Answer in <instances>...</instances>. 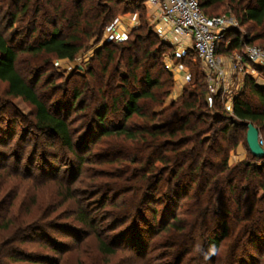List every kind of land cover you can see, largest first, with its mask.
<instances>
[{
	"label": "rangeland",
	"instance_id": "374dc122",
	"mask_svg": "<svg viewBox=\"0 0 264 264\" xmlns=\"http://www.w3.org/2000/svg\"><path fill=\"white\" fill-rule=\"evenodd\" d=\"M24 1L0 0V31L16 50L15 66L18 71L29 83L35 84L39 96L49 109L66 119L72 134L74 152L64 147L56 137L44 136L36 131L33 127V108L20 98L8 96L6 84L0 82V264H165L169 259L166 256L169 249L166 245L175 238L179 245L185 240L189 242L188 245H192L191 251L183 257L180 264H236V257H243H239L242 250L252 255L245 264H264L263 216L257 222L263 227L262 233L253 236L251 230L257 225L255 220H245L240 216L242 211H237L231 205L229 210L232 212L225 217L228 235L222 240L220 247L214 251L206 241L208 235L211 236L209 227L212 226L214 231L218 230L216 233L219 232V224L211 222L216 219L218 211L221 212L220 206L218 210L214 209L215 203L221 205L223 197H220L218 187L226 182L227 172L215 170V177L211 180V194L215 195L211 197L210 194L211 198H208V185L203 192L202 186L198 189L197 183L183 193L180 192L169 211L170 215L176 216L175 223L184 230L155 231L159 221L158 213L154 220L150 219L149 214L152 207L160 212L164 204L157 202L147 205L144 213H137L139 216L135 224L130 218L124 219L125 207L132 195L129 189L133 182L139 184L144 181L140 180L142 170L151 167L148 163L155 156L154 149L148 148L151 142H131L113 136L97 140L100 132L94 111L104 103L109 107L103 122L105 126L140 128L148 124L133 116L123 120L121 100L117 105L113 103V99L120 95L117 87L122 82L121 77L127 78L126 88L133 90L141 85L130 77L132 71L125 62L133 53L123 50L111 63L106 64L104 58L94 59L97 48L105 43L118 44L132 39V33L138 27L143 26V35L145 32L147 35L152 33L149 41L154 44L149 46L143 43L138 47L136 57L140 59V65L136 66L135 74L141 81L147 70L152 78H157L160 84L164 83L162 89L152 90L155 97L163 103L151 100L140 102L144 111L155 115L162 112L171 101L179 103L183 90L192 88V75H189L193 69L205 72L193 51L188 48L184 55L178 56L168 41H163L156 35L147 7L143 3L134 2L129 4V12L115 13L113 22L103 27L101 37H84L83 47L74 60H57L44 54L31 55L25 51V47L35 45L49 34L52 26L39 19L34 21L31 7L13 21L11 12L15 13ZM33 1L42 5L41 0H31V3ZM126 1L130 0H103V3L108 6L115 3L121 10ZM251 1L242 0V3L245 5ZM48 11H52V6ZM221 14L236 15L233 8H227L225 4L217 6L213 13L207 15ZM116 19L118 21L113 27ZM67 23L68 21L64 23L63 37L73 32L71 28H66ZM110 28L122 34L121 40L107 39L114 35ZM257 33L263 36L251 45L264 46V25L256 27L250 22L244 25L239 23V27L230 31L229 36L218 46L220 57L227 59L229 55L240 53L244 47L223 52L230 37L252 38ZM155 47L160 48V53L152 57ZM147 49L149 54L145 56ZM164 59H168L172 65L174 74L169 72L171 76L165 71ZM153 60L156 64L151 67ZM251 66L254 72L250 70L249 75L231 69L227 71L224 80L217 78L211 83L203 78L202 82L208 90L206 100L215 94L219 96L222 110L229 116L231 113L227 108L229 103L227 106L225 104L226 100H229V96L236 97L240 92L242 98L253 107H260L257 98L245 86L244 77L248 76L257 87L264 88V69ZM89 70L90 75L87 74ZM167 90L168 94L164 95ZM159 124H162L161 117H156L150 123ZM218 124L227 125L230 122L222 121ZM258 132L264 147V131L259 127ZM162 153L167 157L169 152L163 149ZM227 156L228 167L241 163L258 166L263 161L254 158L247 144L242 141L230 149ZM206 157V167L209 165L208 168L203 166L201 173L205 179L208 178V173L214 172L213 165L218 163L213 155ZM131 160L135 161L134 167L138 169L133 173L129 170ZM152 165L155 169L153 175L148 174V177L153 183L158 181L154 193L157 201L163 197L166 182H175L177 178H172L169 164L162 165L155 161ZM193 173V170H185L177 177L189 182L194 177ZM170 201L166 199L167 204ZM77 210L87 211L94 220V228L77 220ZM142 217L144 221L138 227L142 232L143 248H140L141 256L137 257L131 246L124 244L121 233L128 231L131 234L133 225L136 226L138 219ZM93 232L109 237L121 235L122 238L117 240L119 247L115 246L117 250L114 253L100 252ZM192 234L197 236L188 238ZM251 236L253 240L250 239Z\"/></svg>",
	"mask_w": 264,
	"mask_h": 264
},
{
	"label": "trees",
	"instance_id": "16d2710c",
	"mask_svg": "<svg viewBox=\"0 0 264 264\" xmlns=\"http://www.w3.org/2000/svg\"><path fill=\"white\" fill-rule=\"evenodd\" d=\"M15 1L19 2L20 0ZM15 1L13 0V2ZM126 2L125 6L120 10L115 3L108 6L103 3V0H41L43 8L42 5H37L35 1L31 3V0H25L21 2L20 8L16 10L15 13L11 12V17L12 20L15 21L20 15L27 12L30 7L33 8L31 9L33 10V20L39 19L43 22H49L52 27L49 34L42 37L35 45L33 44L25 47V51L31 55L44 54L50 55L57 60L72 61L82 49V40L84 37L85 39L94 36L101 37L103 27L113 22L115 13L120 11L123 13L129 12V4L134 2L143 3V0H130ZM198 2L200 8L206 15L208 13H213L217 6L225 4L227 8H233V11L237 15L235 16L238 18L241 25L248 22L256 27L264 25V0H252L245 5H243L242 0H198ZM33 5L34 7H32ZM47 6H49V8L52 6L51 12L48 11L49 8ZM67 21L68 25L66 28H71L73 32L63 37L64 23ZM133 32L132 39L118 44H103L96 49L94 56V59L104 58L106 64H109L114 58L118 57L123 50H128L133 53L132 56L129 55V58L125 62L127 67L131 68L132 74L130 77L140 82L141 85L138 89L131 90L125 87L127 78L121 77L122 82H119L117 87L120 89V95H117V97L113 99V103L117 105L118 101L121 100L123 120H128L133 116L141 118L148 123L140 128H130L123 125L105 126L103 122L109 107L104 103V105L97 106L94 111V118L100 132V136L97 140L107 136L121 137L125 141L131 142H144L148 140L149 143L151 142L150 145L148 144V148H150V150L154 149L153 152L155 153L152 161L148 163L151 167L142 170L143 174L140 180L144 181L139 184H137L138 182H133L134 184L131 185V189H129L132 195L129 204L125 207L124 219L130 218L135 224L139 216L137 213H144L147 205L149 206V204L158 202V204H164L165 206H163L160 212L152 207L149 214L150 219L154 220L158 213L159 221L157 222L158 225H156L155 231L162 230L168 232L170 229H173L178 232L184 230L183 227L175 223L176 216L170 215L171 212L169 210L173 208L179 195L183 193L185 189L188 190L187 188H190L194 183H197L198 189L202 186V192L205 191L208 185L209 198L213 191V188H211V180L215 177L216 170V172L220 173L227 172V179H225V183L223 182L220 187H218L221 194L220 197H223V202L221 201V205L215 203L216 206L214 210H218L217 208L220 206L221 212L218 211L217 215H215L216 219L211 222V224H219V232L216 233L218 230L214 231L212 226L209 227L208 232L211 236L208 235L206 240L207 243L216 251L220 247L222 240L228 235L225 217L230 215L231 210H229V208L231 205H233L237 211H242L240 216L244 217L245 220H255L257 225H254L251 234H253V236L254 234L259 235L262 233L263 227L257 222L260 220L259 218L262 216L264 217V159L258 166L241 163L233 167H228L227 153L230 149L234 148L239 141L246 143L247 122L252 123L257 129L261 127L264 131V88L257 87L251 78L245 76V86L249 88V91L257 98L261 106L253 107L249 101L242 98V92H240L232 99V105L229 111L231 116H229L227 112L222 110V103L220 104L219 96L216 94L211 96V102L206 100L208 90L206 85L202 82L203 78H206L205 72L200 73L198 70L193 69L192 74H190V76L192 75V88L183 90L179 97V103H177V101H171L162 112L157 115L150 114L143 110L140 102L142 100H151L157 103H163L161 99L155 97V93L152 90L162 89L164 83L160 84L157 78H152L147 70L145 71V75L142 76L141 81L135 74V69H137L136 66L140 65V59L136 57V52L139 49L138 47L143 43L149 46L154 43L149 41V38L152 37V33L147 35V32H145V35H143V26L138 27ZM228 33L226 38L229 36ZM262 36V34L257 33L252 38L245 37L240 39L238 36L230 37L223 52L239 49L245 45H251L253 41ZM220 45L221 43L219 46ZM218 50L219 49H217V53L219 54ZM152 53V57H156L160 53V48L155 47ZM148 54L147 49L145 50V56ZM16 60V50H14L0 31V82L6 84V94L13 98H20L33 108V127L36 131L44 136L56 137L64 147L74 152L72 134L66 119L49 109V106L39 96L35 84L29 83L25 76L18 71L15 66ZM155 64L156 62L153 60L151 67L155 66ZM165 71L168 73V76H171L167 69H165ZM87 74L90 75L91 70H89ZM168 92V90L165 91L164 95H167ZM156 117L162 118V124L150 125ZM222 121H229L230 124L219 125L218 123ZM163 149L169 152L167 157L163 155ZM159 150H161V152H158ZM209 154L213 155V158L216 159L218 163L217 165L210 163V165H213L214 172L208 173V176H206L208 178L205 179L202 178L201 173L203 166L206 167L207 162L205 160L207 159L206 156ZM155 161L162 165L168 166L169 164L172 169V178H177L175 182H166L164 188L165 192L164 194L161 193L163 197H157L159 198L157 201H155L154 193L157 190L158 181L153 183L148 177V174L149 176L153 175V169L155 168L152 164ZM134 163L135 161L131 160L130 166L132 165L133 167L131 166L129 170H132V173L137 169L134 167ZM208 165L209 164H207L206 168H208ZM217 166L219 168H217ZM185 170H193L194 172L192 174L194 177H192L189 182L182 181V179L180 180V178H178V175ZM214 195L215 194L212 193L211 197ZM166 199L171 200L169 204L166 203ZM238 213L239 212H237V214ZM76 216L81 224L94 228V220L88 215L87 211L77 210ZM149 217H147V220ZM168 219L171 220L167 221ZM138 220L139 223H137L136 226L133 225L134 228L131 234L128 233V231L121 233L124 238H122L121 235L109 237L93 232L95 233V239L100 252L108 254L114 253L117 247H119V244L117 245V240L120 239L118 238H122V240H125L124 244H129L137 257L141 256L140 248H143V238L141 237L142 232L138 224L140 225V223L144 221V218L142 217ZM190 236L191 237L188 238L192 239L197 235L192 234ZM250 239L253 240V237L251 236ZM188 243L189 242L185 240L182 244H185L184 247L179 248L182 246L179 245V241L176 238L171 239L170 243L166 245L169 248L166 254L169 259L165 264H180L183 257L192 249V245H188ZM250 244L252 245L251 241ZM173 249H175V251H172ZM239 257L244 259L238 258L237 256L236 264H245L247 260L252 258V255L242 250V254Z\"/></svg>",
	"mask_w": 264,
	"mask_h": 264
},
{
	"label": "built area",
	"instance_id": "2783aa9c",
	"mask_svg": "<svg viewBox=\"0 0 264 264\" xmlns=\"http://www.w3.org/2000/svg\"><path fill=\"white\" fill-rule=\"evenodd\" d=\"M143 4L148 9L156 35L168 41L178 56L184 55L190 48L203 66L207 82L212 83L217 78L224 80L231 69L245 75H249L250 70L254 72L251 65L264 69V46L245 45L240 53L229 55L227 59L217 53L226 34L239 27L233 14L208 16L200 8L198 0H143ZM117 21H114L113 27ZM110 31L114 35L108 40H121L120 32H115L113 28ZM163 64L169 72H174L168 59H164ZM207 99L211 102V96ZM232 99L229 96L226 100L228 110L231 109ZM258 142L263 145L260 137Z\"/></svg>",
	"mask_w": 264,
	"mask_h": 264
},
{
	"label": "water",
	"instance_id": "95a60500",
	"mask_svg": "<svg viewBox=\"0 0 264 264\" xmlns=\"http://www.w3.org/2000/svg\"><path fill=\"white\" fill-rule=\"evenodd\" d=\"M258 137V129L252 123H247L246 144L248 150L252 156L258 159H264V147L259 144Z\"/></svg>",
	"mask_w": 264,
	"mask_h": 264
}]
</instances>
